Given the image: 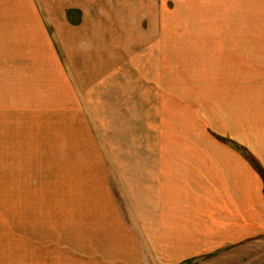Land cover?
<instances>
[{"label":"rangeland","instance_id":"obj_1","mask_svg":"<svg viewBox=\"0 0 264 264\" xmlns=\"http://www.w3.org/2000/svg\"><path fill=\"white\" fill-rule=\"evenodd\" d=\"M254 143L264 0H0V264H264Z\"/></svg>","mask_w":264,"mask_h":264},{"label":"crops","instance_id":"obj_2","mask_svg":"<svg viewBox=\"0 0 264 264\" xmlns=\"http://www.w3.org/2000/svg\"><path fill=\"white\" fill-rule=\"evenodd\" d=\"M61 34L65 37V38H68V37H72V36H74L73 35V31H65V30H62L61 31ZM68 46H69V44H68ZM253 148H254V152L256 151V152H258V153H260V155H262V157H261V159L264 161V146H257V144L256 143H254L253 144ZM86 237L87 238H89L90 240L92 239L93 240V242H94V240H95V236H94V234H87L86 235ZM98 251H100V252H104V249H100V248H98L97 249ZM130 252L132 253V254H136L137 253V251H136V249H134V248H132L131 250H130ZM112 260H114V259H112Z\"/></svg>","mask_w":264,"mask_h":264},{"label":"trees","instance_id":"obj_3","mask_svg":"<svg viewBox=\"0 0 264 264\" xmlns=\"http://www.w3.org/2000/svg\"><path fill=\"white\" fill-rule=\"evenodd\" d=\"M237 146V148H238V145H236Z\"/></svg>","mask_w":264,"mask_h":264}]
</instances>
